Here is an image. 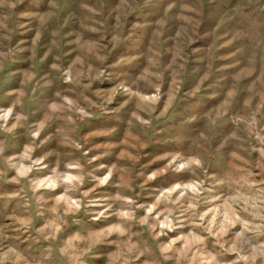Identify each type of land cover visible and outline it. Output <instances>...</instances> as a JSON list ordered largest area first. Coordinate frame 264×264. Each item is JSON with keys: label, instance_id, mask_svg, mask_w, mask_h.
Wrapping results in <instances>:
<instances>
[{"label": "rangeland", "instance_id": "rangeland-1", "mask_svg": "<svg viewBox=\"0 0 264 264\" xmlns=\"http://www.w3.org/2000/svg\"><path fill=\"white\" fill-rule=\"evenodd\" d=\"M0 264H264V0H0Z\"/></svg>", "mask_w": 264, "mask_h": 264}]
</instances>
